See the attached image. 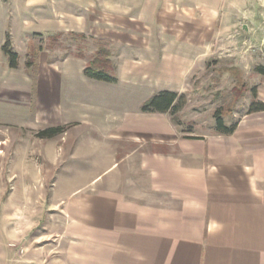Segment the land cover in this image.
I'll return each mask as SVG.
<instances>
[{
	"label": "crops",
	"instance_id": "crops-1",
	"mask_svg": "<svg viewBox=\"0 0 264 264\" xmlns=\"http://www.w3.org/2000/svg\"><path fill=\"white\" fill-rule=\"evenodd\" d=\"M29 1L35 12L32 17L26 12L15 15L16 28L18 21L24 26L31 19L65 20L73 32L72 23L82 21L80 32L103 38L159 36L161 45L133 47L176 53L198 51L202 38L246 19L242 13L250 4V0H52L45 16L39 8L47 0ZM138 5L144 6L143 14L136 16ZM4 10L0 0L3 121L9 115L14 118L11 124L32 125L34 131L80 125L90 115L91 93L85 87L90 79L83 74L84 64L72 59L57 65L39 56L30 68L20 61L10 69L1 50L12 28ZM72 63L79 65L76 77L67 69ZM116 80L106 83L113 87V97L122 90L121 80ZM111 108L113 112L107 113L111 120L96 125L101 136L91 137L99 149L95 162L73 168L70 161L90 156L78 155L73 147L63 158L53 139L40 140L44 149L36 160L24 150L13 158L19 165L48 166L49 172L41 170L42 179L61 176L85 182L67 189L64 203L56 202L64 205L67 243L82 252L96 246L97 264H264V112L244 116L233 134L207 141L181 140L175 129L171 136L167 128L162 135L171 138L156 141L167 151L155 152L153 130L138 135L137 112L116 113L114 104ZM46 142L50 144L45 149Z\"/></svg>",
	"mask_w": 264,
	"mask_h": 264
},
{
	"label": "rangeland",
	"instance_id": "rangeland-1",
	"mask_svg": "<svg viewBox=\"0 0 264 264\" xmlns=\"http://www.w3.org/2000/svg\"><path fill=\"white\" fill-rule=\"evenodd\" d=\"M2 1L6 6L5 13L11 18L9 37L11 50L20 58L17 63L21 61L26 67L32 51L36 52L34 63L39 56L41 60L57 65L65 60L79 59L84 69L88 66L105 67L108 73L122 82L121 92H115L113 97L112 86L90 80V84L85 85L91 93L88 99L89 118L80 121L78 126H60L65 128V133L53 138L63 158L73 147L78 155L87 153L90 156L87 158L89 161L82 156L70 161L73 168L97 160L99 149L91 137L96 135L97 140L101 136L95 129L96 125H105L107 120H111L107 113L111 112L113 104L116 113L136 111L138 135L144 136L142 132L151 128L156 144L154 151L161 152L167 149L156 141L171 138L162 135L167 128L171 136L175 129L176 136L181 140L207 141L222 137L214 131V113L220 109L227 126L252 115L246 113L252 99L251 88H255L257 100L264 103V78L254 72L255 67H264V0H250L249 10L246 7L248 12L242 13L246 19L239 17L233 27L228 26L218 30L217 35L202 38L201 49L186 53L134 49L133 45H161L163 38H103L88 34L86 30L80 32L82 21L72 23L73 32L69 31L71 25L65 20L31 19L25 20L24 26L22 21H18L16 28L14 16L26 12L32 17L35 12L33 4L29 0ZM50 1L38 7L45 12V16H49L46 12L51 6ZM59 6L64 10V5ZM137 8L140 10L137 12L136 9L134 15H142L141 8L144 6L138 5ZM64 14L62 11L61 16ZM78 66L76 63L70 64L69 68L67 66L73 77L77 75ZM129 82L136 85L130 87ZM160 90L184 96L185 105L175 115L178 126L170 114L146 115L140 112L145 101ZM112 100L115 101L113 104ZM4 119L0 116V264H97L96 246H91L95 248L91 251L82 252V249L67 243L64 238V205L56 204L57 199L62 203L66 201L67 189L85 182L62 180L61 176L42 179V168L46 172L49 168L39 164V159L35 166L19 165L16 164L17 158L13 159L23 150L32 160L39 158L38 152L44 149L40 140L46 139L37 138L36 133L51 127L34 131L36 127L32 125L11 124L12 116L7 115ZM140 140L139 146L142 143ZM49 144L46 142L45 149Z\"/></svg>",
	"mask_w": 264,
	"mask_h": 264
},
{
	"label": "trees",
	"instance_id": "trees-1",
	"mask_svg": "<svg viewBox=\"0 0 264 264\" xmlns=\"http://www.w3.org/2000/svg\"><path fill=\"white\" fill-rule=\"evenodd\" d=\"M1 50L5 57L8 59L9 68L16 69L18 66V55L11 50V42L8 35L5 37V41L1 47ZM32 54L33 55L31 56V58L26 61L27 68H30L34 65L36 52L32 51ZM91 62H89V64ZM104 68L105 67L92 68V66H88L84 69L83 74L90 80L108 84H115L117 82L116 78L108 73ZM254 72L264 78L263 66L255 67ZM250 92L252 95V99L247 107V115L264 112V103L257 100L255 88H251ZM184 105L185 98L183 95H179L176 92L164 90L155 93L148 100H146L145 103L141 106L140 112L143 114H170L173 117V122L178 126L179 122L175 118V115L179 111H181ZM213 117L215 121L214 131L216 134L228 136L234 133L238 123L234 122L233 124L227 126L223 121L220 109L214 113ZM63 133H65L64 127H51L36 133V137L39 139L50 140Z\"/></svg>",
	"mask_w": 264,
	"mask_h": 264
}]
</instances>
